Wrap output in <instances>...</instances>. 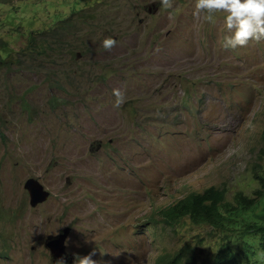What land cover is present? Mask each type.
<instances>
[{
	"label": "rangeland",
	"instance_id": "374dc122",
	"mask_svg": "<svg viewBox=\"0 0 264 264\" xmlns=\"http://www.w3.org/2000/svg\"><path fill=\"white\" fill-rule=\"evenodd\" d=\"M73 11L88 19L61 59L22 57L19 66L13 57L10 72L0 69V264H75L90 253L96 264H155L186 245L210 264L217 235L158 214L209 187L255 197L264 41L223 48L222 16L208 24L195 0L172 9L161 0H13L0 4V48L19 49L10 34L40 35ZM109 37L117 44L106 50ZM113 89L125 96L119 108ZM29 178L50 194L36 208ZM64 230L59 260L46 243Z\"/></svg>",
	"mask_w": 264,
	"mask_h": 264
},
{
	"label": "trees",
	"instance_id": "16d2710c",
	"mask_svg": "<svg viewBox=\"0 0 264 264\" xmlns=\"http://www.w3.org/2000/svg\"><path fill=\"white\" fill-rule=\"evenodd\" d=\"M12 1L0 0V4H10ZM84 14L85 11H73L66 19L37 36L34 33L27 36L20 32L10 34L20 40L22 47L14 50L5 42L0 48V69L10 72L14 65L13 57L19 66L22 65V57L33 61L61 59L67 37H74L78 27L86 24L88 17ZM5 24L10 28L15 26L14 16L7 15ZM59 83L58 80L56 84ZM20 100L22 105H27L24 97ZM261 140L264 143V128ZM251 174L258 186L255 197L249 198L238 191L228 199L225 189L209 187L199 193H189L160 210L158 216L170 227L187 220L194 226L207 227L217 235L218 248L209 259L210 264H264V256L260 255L264 253V162H255L251 166ZM155 264L201 263L191 246L186 245L172 255H159Z\"/></svg>",
	"mask_w": 264,
	"mask_h": 264
},
{
	"label": "clouds",
	"instance_id": "9594fccd",
	"mask_svg": "<svg viewBox=\"0 0 264 264\" xmlns=\"http://www.w3.org/2000/svg\"><path fill=\"white\" fill-rule=\"evenodd\" d=\"M164 9L173 8V0H161ZM195 15L202 16L210 25L217 23L218 14L222 16L226 34L223 36L222 47L237 49L246 47L250 42L264 41V0H195ZM171 15V13H170ZM117 44L111 37L105 38L102 46L110 50ZM114 107L119 108L125 102L124 93L113 89ZM94 253L75 257V264H96L92 259ZM260 255L264 256V253ZM59 264H64L60 261Z\"/></svg>",
	"mask_w": 264,
	"mask_h": 264
},
{
	"label": "water",
	"instance_id": "95a60500",
	"mask_svg": "<svg viewBox=\"0 0 264 264\" xmlns=\"http://www.w3.org/2000/svg\"><path fill=\"white\" fill-rule=\"evenodd\" d=\"M24 189L29 196V205L31 208H36L37 206L45 203L50 194L44 190L43 186L35 179L29 178L24 183ZM69 235L68 230H64L61 235L56 238L49 239L46 243V248L50 253L59 260L65 258V241Z\"/></svg>",
	"mask_w": 264,
	"mask_h": 264
}]
</instances>
